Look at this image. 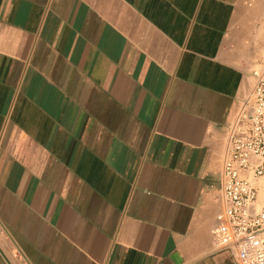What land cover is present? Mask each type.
Listing matches in <instances>:
<instances>
[{
  "label": "crops",
  "instance_id": "1",
  "mask_svg": "<svg viewBox=\"0 0 264 264\" xmlns=\"http://www.w3.org/2000/svg\"><path fill=\"white\" fill-rule=\"evenodd\" d=\"M264 0H0V264H236L214 240Z\"/></svg>",
  "mask_w": 264,
  "mask_h": 264
},
{
  "label": "built area",
  "instance_id": "2",
  "mask_svg": "<svg viewBox=\"0 0 264 264\" xmlns=\"http://www.w3.org/2000/svg\"><path fill=\"white\" fill-rule=\"evenodd\" d=\"M253 76L228 132L213 229L236 264H264V61Z\"/></svg>",
  "mask_w": 264,
  "mask_h": 264
},
{
  "label": "bare ground",
  "instance_id": "3",
  "mask_svg": "<svg viewBox=\"0 0 264 264\" xmlns=\"http://www.w3.org/2000/svg\"><path fill=\"white\" fill-rule=\"evenodd\" d=\"M257 68H258V67H257ZM257 68H256V69H257ZM263 198H264V193H262L261 196H260L261 201L263 200Z\"/></svg>",
  "mask_w": 264,
  "mask_h": 264
},
{
  "label": "rangeland",
  "instance_id": "4",
  "mask_svg": "<svg viewBox=\"0 0 264 264\" xmlns=\"http://www.w3.org/2000/svg\"><path fill=\"white\" fill-rule=\"evenodd\" d=\"M257 67H259V66H256V68H257ZM256 68H255V69H256ZM253 83H254V80H253ZM253 83H252V85H253ZM251 87H252V86H251ZM250 89H251V88H250ZM248 92H249V91H248ZM248 92H247V93H248Z\"/></svg>",
  "mask_w": 264,
  "mask_h": 264
}]
</instances>
